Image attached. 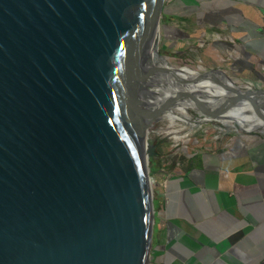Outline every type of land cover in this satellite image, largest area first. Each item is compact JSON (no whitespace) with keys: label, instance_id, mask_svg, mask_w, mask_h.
I'll use <instances>...</instances> for the list:
<instances>
[{"label":"water","instance_id":"1","mask_svg":"<svg viewBox=\"0 0 264 264\" xmlns=\"http://www.w3.org/2000/svg\"><path fill=\"white\" fill-rule=\"evenodd\" d=\"M166 2L0 0V264H163L171 81L223 88L184 91L203 122L250 106L264 123V89L156 56Z\"/></svg>","mask_w":264,"mask_h":264},{"label":"crops","instance_id":"2","mask_svg":"<svg viewBox=\"0 0 264 264\" xmlns=\"http://www.w3.org/2000/svg\"><path fill=\"white\" fill-rule=\"evenodd\" d=\"M161 39L175 53H199L209 70L220 69L236 84L264 89V0H167ZM259 134L237 132L179 155L175 175L167 176L163 264H264Z\"/></svg>","mask_w":264,"mask_h":264},{"label":"rangeland","instance_id":"3","mask_svg":"<svg viewBox=\"0 0 264 264\" xmlns=\"http://www.w3.org/2000/svg\"><path fill=\"white\" fill-rule=\"evenodd\" d=\"M162 39L160 40V43L158 45V53L156 54V56L160 55L165 57L166 63L169 66L173 68L184 69L185 72L186 67L192 68L193 70L201 69L203 73H205L207 70L211 71L203 64V62L201 61V55L199 53L188 51L185 53H175L176 49L165 47V43ZM237 85H241L244 88L247 86L240 83H238ZM159 92L162 93L163 91L160 90ZM189 115L190 119L188 121L186 118L182 117L184 121L182 120L180 122H176L172 127L170 122L167 119H164L165 115L160 114L167 161V176H170V172L168 171H173V174L175 175L176 169L174 168V164L176 163V160L180 154L196 153L198 151H201V147H204L207 142L218 143L220 142V137H224V139L231 138L237 133L236 129L223 126L217 121L201 122L202 117L198 115L194 110H190ZM198 120L200 122H198ZM189 127L193 128V131L190 134L188 133ZM236 127L240 129L238 124L236 125ZM172 130H177V135L183 136V138L179 141L174 140V135L169 134ZM239 132L243 134H259V132L257 131L246 133L239 130Z\"/></svg>","mask_w":264,"mask_h":264},{"label":"bare ground","instance_id":"4","mask_svg":"<svg viewBox=\"0 0 264 264\" xmlns=\"http://www.w3.org/2000/svg\"><path fill=\"white\" fill-rule=\"evenodd\" d=\"M200 74H203L201 69L193 70L192 68L186 67V72L183 74V76L187 78H195ZM187 90L194 92L196 95L201 96L202 98L208 101H213L215 100V97H217L215 95H220L224 93V90L222 87H219L218 85H215L209 81H199L198 83L187 84L186 86H181L171 81L168 84V86L165 87L164 93H160V94L158 93L159 95L157 96H158V102L161 99L162 100L166 99L169 96L179 98L178 104L174 106L171 112L166 113L165 118H164L170 122L172 127L176 122L182 121L183 120L182 117L186 118L188 121L190 119V115H189L190 110H196L199 113H203L202 107L206 108L204 105L196 103L190 98L186 97V92L184 91H187ZM228 115L230 116V118H227L221 121V124L223 126L236 129L237 132L241 130L236 127L237 124L246 130H263L264 131V128H261V126L264 123L253 112V109L250 106H242V107L236 108L233 111H230ZM202 119H201V122L204 121V118ZM198 122L200 121L198 120ZM192 131H193V128L189 127L188 133L190 134L192 133ZM169 134H173L174 135L173 138L176 141H179L183 138V136L177 135L178 134L177 130H172L170 131Z\"/></svg>","mask_w":264,"mask_h":264},{"label":"built area","instance_id":"5","mask_svg":"<svg viewBox=\"0 0 264 264\" xmlns=\"http://www.w3.org/2000/svg\"><path fill=\"white\" fill-rule=\"evenodd\" d=\"M245 89H246V90H254V88H253V87H251V86H248V85L245 87Z\"/></svg>","mask_w":264,"mask_h":264},{"label":"clouds","instance_id":"6","mask_svg":"<svg viewBox=\"0 0 264 264\" xmlns=\"http://www.w3.org/2000/svg\"><path fill=\"white\" fill-rule=\"evenodd\" d=\"M254 90H256V89H254Z\"/></svg>","mask_w":264,"mask_h":264}]
</instances>
